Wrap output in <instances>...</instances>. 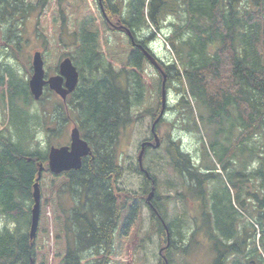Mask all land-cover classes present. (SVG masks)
Returning <instances> with one entry per match:
<instances>
[{
	"label": "trees",
	"instance_id": "16d2710c",
	"mask_svg": "<svg viewBox=\"0 0 264 264\" xmlns=\"http://www.w3.org/2000/svg\"><path fill=\"white\" fill-rule=\"evenodd\" d=\"M90 1L94 2L90 12L77 8ZM119 1L0 0V30L7 29L8 37L15 39V50L20 52L22 47L21 39L14 37L19 31L17 25L37 13L36 36L43 49L65 51V58H71L80 73L79 85L66 105L58 102L53 111H31L36 101L28 82L8 63H0V96L3 102L7 100L4 108L10 115L7 129L0 132V264H147L142 255L147 240L143 207L139 197L120 186L125 169L118 146L136 122L147 116L155 120L161 113L163 74L159 70L158 78H148L145 73L147 55L153 56L148 42L156 34L148 40L139 39V34L151 29L148 19L153 29L160 31V23L173 14L179 20L177 24L170 22L175 31L168 40L179 64L162 67L167 75L166 91L173 89L178 94L176 108L188 114V129L201 134L198 122L208 123L216 141L210 142L209 150L204 147L206 154H213L228 184L235 188L234 192L227 187L215 173L214 164V173H202L179 143L169 139L168 156L185 191L177 196L186 202L189 194L202 196L200 193L210 191V185L216 183L202 205L203 211L207 206L203 213L207 240L216 254L213 264H254L249 258L264 264L260 252L261 248L264 251V197L256 190L257 184L264 189V145H249L255 134L264 136V0ZM49 15L53 42L49 41L52 36L47 34L48 28L41 25L42 18ZM117 33H124L127 41L119 39ZM31 70L28 73L32 74ZM172 82L176 84L172 86ZM50 93L46 91L40 102ZM189 96L199 114L194 112ZM72 119L92 155L83 159L81 169L55 175L47 167L48 154L35 149L37 129L44 127L59 136ZM229 122L227 135L234 126L242 132L236 151L241 149L249 155L244 171L252 163L258 165L248 173L257 179L250 185L238 166V172L229 170L231 145L220 141L223 126ZM225 140L231 142L226 135ZM234 161L236 166L238 159ZM39 164L45 168L39 181L42 212L37 236L31 240ZM146 171L152 189L156 178ZM232 192L238 207L233 204ZM245 193L253 197L252 202L242 198ZM155 197L160 198L157 192ZM240 211H247L262 233L259 245L252 227L254 246L249 253L245 233L238 231L242 221L235 215ZM152 212L162 232V224L168 220ZM196 227L191 239L203 228ZM175 244L178 242L170 237L169 246L167 239L161 248L168 264V250ZM188 248L182 245L178 249L187 255L192 247Z\"/></svg>",
	"mask_w": 264,
	"mask_h": 264
},
{
	"label": "rangeland",
	"instance_id": "374dc122",
	"mask_svg": "<svg viewBox=\"0 0 264 264\" xmlns=\"http://www.w3.org/2000/svg\"><path fill=\"white\" fill-rule=\"evenodd\" d=\"M76 0H74L75 2ZM98 2V0H95ZM119 1V0H117ZM123 3V0H121ZM120 2V1H119ZM94 2L90 1V4H86L84 2L79 4L77 8L82 9L84 12H90V8H94ZM121 3V5H122ZM78 4V2H77ZM93 4V5H92ZM117 3H113L112 5H116ZM173 10L176 11L174 8ZM50 14L52 10L50 9ZM147 15V10H145ZM168 14V13H167ZM171 15V14H170ZM171 19H165L160 24L161 30L158 31L153 29L151 20L148 19L149 27L151 29L145 28V30L141 31L139 34V39L148 40L152 37V34H156V38L150 40L148 42L149 47L153 51L152 54L161 61V66L172 64L173 62L178 63V58L174 54V51L169 44V37L173 36L174 28L170 25V22H175L177 24L176 15H171ZM114 19V18H113ZM116 22V20H114ZM38 23V14L34 13L25 23L17 25L19 31L14 35L15 38L21 39V51L18 49L15 50L14 46L17 45L15 39L12 36L7 35V29L0 30V63L8 64L15 71V74L24 79L29 83L31 74L28 73L30 68H32V60L33 56L36 52H42L43 60L45 64L46 76L47 78L51 76H55L59 73V64L65 58V51L60 52L57 49H52L49 52H46L43 48V44L36 36V26ZM42 29L48 28V35L52 37L49 38L50 42H53L55 38V33L51 34L52 30V19L49 16H44L41 20ZM46 30V29H45ZM150 30V31H149ZM117 31V30H116ZM118 32V31H117ZM162 32V33H161ZM160 33V34H159ZM119 39L123 40V42L127 41V37L124 33L116 34ZM65 53V54H64ZM2 55V56H1ZM9 56V57H7ZM19 60V61H17ZM8 63V64H7ZM32 71V70H31ZM146 76L148 78H158L159 72L154 68V66L148 61L146 67ZM8 81V77L6 78ZM176 84L175 82H172ZM7 91V85L5 86V92ZM47 92L50 90H46ZM2 91H0V95ZM191 104L193 106L194 112L199 114V111L195 105V100L189 96ZM61 103V99H59L55 94H48V98L44 100L42 103L34 102L31 111H39L41 109H46L47 111H53L55 108V104ZM179 102L178 94L173 90H168L167 97V111L164 119L157 126V133L162 139V146L158 150H151L147 153L144 158V168L147 169L152 176L156 178V191L160 196L158 200V209L161 216L166 218L168 221L166 222L167 226L169 225L171 230V238H175L178 245L172 246L168 251L170 255L169 264H213L215 260V252L210 245V242L207 240L206 230L207 227L203 225L202 220V208L200 206V199L193 194H189L190 198L183 202L177 194L184 193V186L182 183L179 184V178L174 172L172 167V163L170 161V157L168 156V147L170 146L171 139L174 142L179 143L183 152L187 153L191 156L192 162L196 167H199L202 173L204 174H212L214 173V166H216V174L221 176V180H223L226 185L228 184L227 176L223 171L222 165L217 162V159L213 156L209 151L206 154V147L209 150L210 142L216 141V138L209 129V125L207 122H198V126L200 128V132L196 133L191 129H188L187 123L190 121L188 114L186 112L179 113V110L176 108ZM7 100L4 102L1 100L0 96V132H5L7 129L8 123L10 121V115L6 110ZM153 117L147 116L144 119L136 122L133 127L126 132L122 137L118 146V157L124 166V174L120 180V186L126 192L132 193L140 198L142 203V215H143V230L146 233L147 240L143 249V257L146 260L147 264H165L164 260L159 255V251L162 246L165 247L167 234L165 230L160 231V227L156 219L153 217V212L151 207L147 204L146 199L151 191V184H147V179L143 173L139 170V165L137 162L138 155L140 153L141 143L146 140H151V127L153 124ZM206 121V120H204ZM74 124H76L73 119L70 120L65 127V131L62 132L61 135H51L47 132L46 128L37 129V135L35 140V149L41 151L44 154H48L51 146H65L70 144V133ZM229 123H225L223 126V132L220 135V141L223 139V143L226 145H231L228 151V157L231 160V165L229 170L231 172H239L244 176L243 179H247V184L250 185L253 180H257L253 178L252 175H248L249 172H254L257 168V164L252 163L249 170L244 171L243 166L249 163V155H244L241 152V149L236 151V146L238 145V141L241 139L242 132L239 130L238 126L232 127L231 135H227V132L230 130ZM54 126L57 123H53ZM51 125V126H53ZM47 127V126H46ZM10 131L13 132V128H9ZM225 135L230 143H227L225 140ZM202 136V141L200 140ZM250 146L254 145L256 147H260V145H264V136L262 134H255L251 138ZM235 149V151H234ZM238 163L235 166V161ZM258 162V160H257ZM238 166V169H237ZM216 180H220V177L215 178ZM259 181V180H258ZM262 180H260L261 182ZM258 183V182H256ZM216 183L211 184L209 187V192L213 190ZM257 189L260 192L261 197H264V189L258 187ZM227 187L234 189L233 185L228 184ZM262 190V191H261ZM188 194V192H187ZM247 197V198H246ZM242 198H246L247 203L252 202V196H247V194H243ZM233 204L235 207H238V203L235 204V195L232 192ZM240 211V215H235L238 217L237 220L242 221V225L239 226L238 231L244 232V238L246 239V243L248 246L247 252L253 250V233L256 230V241L259 244V240L262 239L261 234L259 232V227H257L253 222V217L249 215L247 211ZM47 216L51 222L52 216L51 211H47ZM202 225L201 231L195 236V238L191 239L192 233L197 229L196 226ZM52 227V225H51ZM253 227V228H252ZM183 241V242H182ZM198 243V245L196 244ZM52 246V243L50 244ZM185 246L188 248L191 245V249H189V253L187 251V255L181 252L180 246ZM197 245V246H196ZM260 245V244H259ZM50 246V247H51ZM179 248V249H178ZM262 257L264 259V251L261 248L260 250ZM165 255V253H164ZM250 262H254V264H261L258 258L250 259ZM248 260V261H249ZM247 263V260L245 261Z\"/></svg>",
	"mask_w": 264,
	"mask_h": 264
},
{
	"label": "water",
	"instance_id": "95a60500",
	"mask_svg": "<svg viewBox=\"0 0 264 264\" xmlns=\"http://www.w3.org/2000/svg\"><path fill=\"white\" fill-rule=\"evenodd\" d=\"M101 2V0H100ZM130 37H132L129 31H126ZM151 64L159 68L163 74V102L162 111L153 124L152 132L155 137L154 148L157 149L161 146V140L155 132V127L159 121L163 118L166 110L167 95H166V80L167 75L159 66L158 61L151 55H147ZM32 75L29 80V90L35 101H39L45 92L46 88H49L56 95L61 97L63 101H66L68 96L73 94L80 81V73L77 67L74 65L71 58H65L61 61L59 65V73L55 76L47 78L45 64L43 60V55L41 52H36L32 60ZM147 145H152L150 143H143L142 150L138 156V162L140 164L141 170L144 171L143 167V156L145 153V147ZM92 155L91 147L82 139L78 127H74L70 133V145L62 147H52L48 155V168L52 174L60 175L65 172H70L72 170H79L82 167L83 159ZM44 167L42 164L39 165L38 179L37 183L34 185L33 200L34 206L31 211V225H30V238L34 240L37 236L40 219H41V190L39 186V181L42 177V172ZM146 173V171H145ZM147 174V173H146ZM155 194V187H153L151 193L149 194L147 201L150 202Z\"/></svg>",
	"mask_w": 264,
	"mask_h": 264
},
{
	"label": "flooded vegetation",
	"instance_id": "af4514ba",
	"mask_svg": "<svg viewBox=\"0 0 264 264\" xmlns=\"http://www.w3.org/2000/svg\"><path fill=\"white\" fill-rule=\"evenodd\" d=\"M121 29H123L122 27H120ZM69 98V97H68ZM166 115V114H165ZM49 130V129H48ZM153 137V136H152ZM146 141H148V142H150V144H152V145H150V146H148V147H146V149L148 148V151H150V150H155V148H154V145H155V143H154V137L151 139V140H146ZM48 163V162H47ZM140 170V169H139ZM141 171V170H140ZM142 172V171H141ZM143 173V172H142ZM144 174V173H143ZM144 176L145 177H147L145 174H144ZM157 191H156V188H155V193H156ZM208 190H205L204 192H202V193H200L202 196H199L198 198L200 199V206H201V208H202V220L204 221V219H203V213L207 210V206L205 205V209H204V211H203V207H202V205L205 203H207V201H208V198H209V196L210 195H208ZM197 197V196H196ZM190 198V197H189ZM188 198V199H189ZM159 200V199H158ZM158 200H156V197H155V194H154V197H153V199H152V210H154V212L156 213V216L157 217H159V218H161L160 217V213H159V209H158Z\"/></svg>",
	"mask_w": 264,
	"mask_h": 264
},
{
	"label": "bare ground",
	"instance_id": "6f19581e",
	"mask_svg": "<svg viewBox=\"0 0 264 264\" xmlns=\"http://www.w3.org/2000/svg\"><path fill=\"white\" fill-rule=\"evenodd\" d=\"M127 226V225H126Z\"/></svg>",
	"mask_w": 264,
	"mask_h": 264
}]
</instances>
